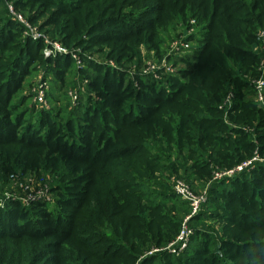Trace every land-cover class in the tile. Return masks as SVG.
I'll return each instance as SVG.
<instances>
[{"label": "trees", "instance_id": "1", "mask_svg": "<svg viewBox=\"0 0 264 264\" xmlns=\"http://www.w3.org/2000/svg\"><path fill=\"white\" fill-rule=\"evenodd\" d=\"M30 2L35 7L27 20L39 29L52 26L47 30L68 52L44 56L42 41L21 38L22 23L5 17L0 27V58L6 60L0 62V156L6 163L34 164L49 156L52 168L64 166L67 181L56 187L55 208L45 202L26 207L15 198L0 207L5 262L135 264L142 255L136 264H157L164 257L171 260L167 264H264V159L228 181L211 179L214 170L229 168L254 151L264 157V107L246 98L253 94L248 77L256 75L254 47L256 31L264 28V0ZM189 14L202 20L199 29L185 31V39L197 43L184 65L164 79L137 72L127 78L120 65L96 62L76 49L106 48L105 56L122 64L141 45L158 52V27ZM1 49L9 53L2 55ZM72 51L84 62L80 82L97 97L84 92V109L74 117L39 114L35 126H24L11 97L37 63L63 80L74 60ZM228 90L233 101L225 115L219 103ZM185 140L193 158L202 160L195 173L211 180L206 202L193 217L207 214L217 192L224 225L202 224L193 234L202 235V242L183 254L145 255L179 230L181 220L161 205L178 196L154 173L159 158L166 162L160 152L177 154ZM145 194L157 200L146 202Z\"/></svg>", "mask_w": 264, "mask_h": 264}, {"label": "rangeland", "instance_id": "2", "mask_svg": "<svg viewBox=\"0 0 264 264\" xmlns=\"http://www.w3.org/2000/svg\"><path fill=\"white\" fill-rule=\"evenodd\" d=\"M30 0H0V27L4 22L5 17L9 16L14 18L9 11V7L12 8L14 13L20 15L25 21L27 20L26 14L30 9L35 7L33 3L30 6ZM31 7V8H30ZM197 15L191 16L187 15L185 17H175L169 21L163 23L158 27L157 40L159 44V51L155 52L152 49H147L145 46H139L136 50V55L128 61L122 62V64H117L115 60L111 57L105 56L104 50L99 51L98 46H96L92 51H87L81 47H77L82 53L89 55L93 60L100 63H109L110 65H120L121 68L125 69L127 78L134 79L135 72L145 74V76L153 78L149 73L152 71L156 72L157 79H164L168 77L171 73H174L177 68L184 65L183 59L189 57L192 52L191 45H195L197 42L195 40H188L187 43L189 47H179L176 52L172 48V44L175 41L184 40L186 37L185 31L192 28V32L202 24L201 18L196 19ZM28 21V20H27ZM32 32H38L39 37L42 41V52L49 48H54L55 44L62 43L56 40L54 31L47 30L51 29L52 26H49L46 29H39L35 24L26 22ZM29 29V30H30ZM27 36L24 29L21 32V38ZM2 50V49H1ZM2 55H6L8 50H2ZM44 55V54H43ZM6 61L4 58H0V62ZM70 64L66 73L64 74L63 80H57L53 75L47 73L40 65V63L34 64L29 73L25 76L20 88L13 94L11 97V104L15 105L16 108L14 113L16 115L22 116L23 125H36L37 124V115H52L56 119L64 120L68 115H79L81 109H84L85 100L82 98L84 92H90L92 99L95 100L97 97L93 91H90L85 84H82L79 80V67H84L83 61H75ZM81 60V59H80ZM153 67V68H152ZM153 70H152V69ZM78 86L80 88H78ZM43 88L44 95V104L42 106L35 104V90L36 88ZM246 98L253 99L251 94L248 93ZM80 107V109L78 108ZM70 109L72 113L69 112ZM248 126V124H247ZM249 129V128H248ZM163 145V144H161ZM190 145L189 141L184 142L182 148L178 149L177 154L172 152H163L160 155L165 158L166 162L160 161L158 159V168L154 173V177L163 178L172 185L173 180L182 179L188 183L195 192H201L203 190L207 191V187L210 185L211 180L209 177L200 175L197 171L198 164L202 160H195L193 158L194 154L191 150L188 149ZM164 148L165 145H163ZM173 147H171L172 149ZM177 155V156H176ZM212 156V155H211ZM196 157V156H195ZM40 158H43L42 156ZM4 156H0V207L6 205V200L15 198L19 200L24 206L31 207L36 202H45L48 208H55V200L57 193L59 191L56 189L57 185H61L66 182L64 166L59 164L57 168H52L51 163L52 159L47 158L41 159L40 163H32L30 160L25 161L22 159L13 160L14 162L6 163ZM195 160V161H193ZM164 161V160H163ZM41 176L44 179L46 184L47 191L44 192V186L41 183ZM18 179V180H15ZM29 179V180H27ZM17 182H22L27 184L26 188H22L19 192V188L15 186ZM30 181V182H29ZM18 191H17V188ZM41 191L42 195H45V198H38L33 201L29 200H20L17 196V193L23 195L25 198L27 196L34 197L33 194ZM215 196L213 199L209 200L210 207H208V212L203 217H193L191 215L187 220V225L192 229L191 234L189 235L187 249L190 247H197L202 242V235L193 236L194 232L202 224L211 223L214 227L220 228L224 225L223 220L220 219V210L217 209V201L219 196L217 192H214ZM18 197V196H17ZM143 198L146 202L156 201L154 196L150 194H145ZM165 202V203H164ZM161 203L163 207L169 208L172 210L174 217L177 220L184 219L185 215L188 213V207L185 200L179 196L172 198L169 201H164ZM206 202V200H205ZM196 229V230H195ZM174 232L176 233L177 227H174ZM223 235H225L223 233ZM247 236H242L246 238ZM165 244H161L158 247H163ZM5 241L0 242V264H7L5 262L4 252H5ZM156 246H151L145 250V255L155 252ZM186 249V250H187ZM185 250V252H186ZM164 251V250H160ZM184 253V252H183ZM182 253V254H183ZM139 256L137 261L141 258ZM136 261V262H137ZM170 259L167 257L162 258L157 264H167ZM135 262V264H136ZM175 263V262H173Z\"/></svg>", "mask_w": 264, "mask_h": 264}, {"label": "built area", "instance_id": "3", "mask_svg": "<svg viewBox=\"0 0 264 264\" xmlns=\"http://www.w3.org/2000/svg\"><path fill=\"white\" fill-rule=\"evenodd\" d=\"M10 14L18 21H20L23 25V29L25 31V34L30 36L33 39H38L39 33L38 32H32L30 29V26L26 23L23 18L20 17V15H17L14 13L12 8L9 7ZM30 29V30H29ZM186 32L192 33V28L187 29ZM187 39L181 40V41H175L172 44V48H174V52L179 49V47H189L187 43ZM256 46L254 47L257 55H258V61H257V67H256V75L255 76H249L248 80L250 82V85L252 87V97L253 99L261 106L264 107V28H260L256 31ZM56 52H62L66 53L68 52L67 48L65 46H62L60 44H55L54 48H49L48 50H44L43 54L44 56L53 55ZM72 57L76 59L75 61L79 62V56L76 54V51H72ZM153 68V67H152ZM151 68V69H152ZM153 70V69H152ZM153 76V79L157 80V75L155 71H151L149 73ZM35 104L42 106L44 104V95H43V88H36L35 90ZM233 101V91L228 90L226 91L225 95L223 96L221 102L219 103V108L223 109L224 114L226 115L227 111L232 105ZM245 130H248L246 128ZM264 157H260L256 151H254V154L250 158H246L243 161L229 167V168H223V169H216L213 171L212 180H220L223 179L225 181H228L235 175L239 174L240 172L244 170H248L251 167H253V164L255 161L262 160ZM18 180V179H15ZM29 180V179H27ZM30 182V181H29ZM41 183L44 186V192L47 191L46 184L44 183V179L41 176ZM18 188L19 192L22 188H26L27 184H24L22 182L15 183ZM16 187V188H17ZM172 190L174 191L175 195L179 196L183 200H185L189 206V212L185 215L184 219L182 220L179 230L177 234L167 242L165 246L157 247L155 248L156 251H160L161 249L164 251H167L173 255H180L182 254L186 249L188 245V239L189 235L192 232V229L187 225L186 220L191 216L195 215L199 212L202 204L207 199V191L203 190L201 192H195L191 186L186 183L182 179H175L173 180V183L171 185ZM17 188V191H18ZM18 196V197H17ZM17 196L14 197L19 198L20 200H29L33 201L38 198H45V195H42L41 191H38L33 194V198L31 196H27L26 198L23 195H20L17 193Z\"/></svg>", "mask_w": 264, "mask_h": 264}]
</instances>
